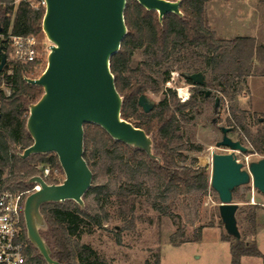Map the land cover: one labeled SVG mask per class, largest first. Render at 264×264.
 Masks as SVG:
<instances>
[{"label": "trees", "instance_id": "16d2710c", "mask_svg": "<svg viewBox=\"0 0 264 264\" xmlns=\"http://www.w3.org/2000/svg\"><path fill=\"white\" fill-rule=\"evenodd\" d=\"M209 1L181 0V15L172 12L160 20L156 10L146 9L137 0H127L124 12L127 33L120 49L111 57V71L123 98L122 117L130 121L133 119L131 122L135 126L143 128L151 136L155 157L113 138L99 124L86 122L84 158L93 172V179L83 196L85 205L67 199L41 206L46 228L40 233L53 259L62 264H108L90 245L81 243L78 237L84 231L92 232L94 227H103L109 222L110 207L114 208L117 218L134 226L139 208L152 209L161 218L163 215L172 216L170 204L180 201L190 213L191 202L207 194L211 171L207 166L198 165L195 157L189 161L188 155L189 152L200 151L202 147L192 142L176 144L179 117L193 109L199 98L194 95L181 102L177 92L168 87L165 97L149 112L139 105L138 98L148 89L156 90L160 84L168 82L170 69L175 63L189 71H204L207 85L223 98L231 100L244 90L247 76L264 75V44H257L248 35L234 38L218 36L208 24L206 5ZM45 10V7H32L24 0L18 5H14V0H0V48L3 44V52L10 65L8 70H0V188L29 189V179L41 174V169L35 166L38 164L50 165L58 175L64 174L56 153H34L22 158L21 154L13 151V146H21L24 151L34 142L27 129V119L30 105L39 100L44 89L30 84L26 78L36 77L41 68L46 69L47 60L43 51V58L35 62H13L10 60V47L2 34L10 29L15 35L34 34L42 50L46 40L42 28ZM137 48H144L146 59L142 64L145 68H165L160 82L143 73L134 78L124 76L132 52ZM5 88L10 92L7 93ZM245 130L253 139L250 131ZM253 143L258 151L264 152V134L259 140L253 139ZM101 173L106 180H98ZM64 179H50L49 182L61 183ZM238 189L233 191V197H236ZM254 208H260V205L255 204ZM256 215V211L249 215L251 240L242 233L238 239L226 230L221 232L220 238L230 243V264H241L243 256L264 258L256 238ZM220 224L223 225L222 219ZM207 226L215 224L210 222ZM204 227L198 226L191 239L177 243L172 236L171 242L180 245L200 241ZM180 235H185L183 229ZM28 241L26 264H48L37 247L30 239ZM156 261V264L161 263L160 255Z\"/></svg>", "mask_w": 264, "mask_h": 264}, {"label": "water", "instance_id": "95a60500", "mask_svg": "<svg viewBox=\"0 0 264 264\" xmlns=\"http://www.w3.org/2000/svg\"><path fill=\"white\" fill-rule=\"evenodd\" d=\"M137 1L148 10H156L160 20L168 13L182 14L181 0ZM126 4L127 0H46L42 28L51 50L43 73L37 78H26L30 84L42 86L44 93L30 105L27 129L34 142L21 156L55 152L65 173L61 183L32 176L29 182L38 183L40 188L27 195L24 205L28 238L48 264L62 263L51 257L40 233L38 224H46L42 204L72 199L83 206V196L92 185L93 172L84 158V124H99L113 138L155 157L151 136L122 117L123 98L111 71V57L127 33ZM3 47L2 44L0 70H8ZM184 75L201 85L205 83L202 72ZM211 93L206 90V95ZM218 101L217 98L216 107ZM138 103L145 112L155 106L146 94L140 95ZM221 130L224 135L217 146L229 147L232 152L213 154L210 185L220 200L224 229L240 239L236 216L239 204L233 201V191L253 183L264 194V158L251 162L246 169L234 152H246L248 148L228 135L230 127L222 126Z\"/></svg>", "mask_w": 264, "mask_h": 264}, {"label": "rangeland", "instance_id": "374dc122", "mask_svg": "<svg viewBox=\"0 0 264 264\" xmlns=\"http://www.w3.org/2000/svg\"><path fill=\"white\" fill-rule=\"evenodd\" d=\"M206 12L208 24L218 36L234 38L248 35L257 44H264V0H211L206 5ZM145 59L144 48L134 49L124 76L134 78L143 73L152 75L160 82L165 68L147 69L142 64ZM44 70L41 68L33 78L39 77ZM170 70L168 82L160 84L156 90L148 89L145 92L150 102L158 104L165 97L168 87L177 92L181 102L188 100L193 93L194 88L182 74L190 71L182 68L179 63H175ZM206 88L211 89V95L199 97L193 109L180 115L176 144L192 142L200 145V151L188 153L189 161L195 157L198 165L207 166L211 171L213 154L232 152L226 146H217L223 136L221 127H231L233 131L229 136L240 140L248 148L246 152H234L237 159L248 169L251 162L264 158V152L258 151L253 143V139L259 140L264 134V75L247 76L244 90L233 100L223 98L211 87ZM5 90L10 92L8 88ZM217 98L219 101L216 108ZM243 126L250 131L253 139L247 135ZM13 151L17 154L23 153L21 146H13ZM35 166L39 169L43 164ZM63 177L65 178V173L58 175L57 179L61 181ZM98 180L104 181L106 176L101 173ZM30 184L29 189L34 186V183ZM233 201L239 204L236 213L239 229L248 240L253 237L250 234L252 223L249 215L256 211L259 229L256 238L264 253V194L253 183H249L239 187ZM219 204L218 194L210 185L205 196L191 202L190 213L180 201L170 204L172 216L163 215L161 218L152 209L139 208L136 210L134 226L117 218L114 208L110 207L109 222L103 227H94L92 232L84 231L78 239L81 243L90 245L108 264H156L158 255L160 264H230L229 244L220 239V232H225V229L220 224ZM255 204H259L260 208H254ZM210 222L215 226H207ZM201 225L206 227L200 241H188L180 245L171 242L172 236L177 243L183 239H191L196 228ZM38 226L40 230L46 228V224L39 223ZM182 229L184 236L180 235ZM245 264H264V258L250 257Z\"/></svg>", "mask_w": 264, "mask_h": 264}, {"label": "built area", "instance_id": "2783aa9c", "mask_svg": "<svg viewBox=\"0 0 264 264\" xmlns=\"http://www.w3.org/2000/svg\"><path fill=\"white\" fill-rule=\"evenodd\" d=\"M23 0H14L18 5ZM32 7L46 8V0H24ZM10 47V60L28 64L43 58V51L48 54L51 42L46 37L44 46L39 49L38 38L34 34L12 33L11 29L2 34ZM41 175L48 183L50 179H57L58 173L50 165L40 167ZM40 188L34 183L31 189L16 191L11 188H0V264H26L29 238L26 228L24 205L26 197L32 191Z\"/></svg>", "mask_w": 264, "mask_h": 264}, {"label": "flooded vegetation", "instance_id": "af4514ba", "mask_svg": "<svg viewBox=\"0 0 264 264\" xmlns=\"http://www.w3.org/2000/svg\"><path fill=\"white\" fill-rule=\"evenodd\" d=\"M197 72H202L203 74H204V80H205V83H204V85H201V84H199V83H196L193 79H190V78H187L185 75H184V73L185 72H182V74H183V76H184V78H185V80L187 81V82H189L190 84H191V86L194 88L193 90V93L191 94V96H189V98H191L192 96H197L198 98L199 97H208V96H210V95H206V90H211V89H208V88H206V86H208L209 87V85H207V76H206V74H205V72L204 71H202V70H197V71H190V73L189 74H193V73H197ZM145 94V93H144ZM140 97V96H139ZM188 98V99H189ZM139 99V98H138ZM216 107V106H215ZM217 108V107H216ZM214 121H216L215 119H214ZM231 128V127H230ZM233 131V128H231V130H229V132H228V135H229V133L230 132H232ZM224 135V134H223ZM231 137V136H230ZM232 138V137H231ZM222 139H223V136H222ZM221 139V140H222ZM233 139V138H232ZM233 140H235V139H233ZM229 148V147H228ZM230 149V148H229Z\"/></svg>", "mask_w": 264, "mask_h": 264}, {"label": "crops", "instance_id": "0c3cea01", "mask_svg": "<svg viewBox=\"0 0 264 264\" xmlns=\"http://www.w3.org/2000/svg\"><path fill=\"white\" fill-rule=\"evenodd\" d=\"M258 232H259V229H258ZM257 232V234H258ZM221 233V232H220ZM221 239V238H220ZM258 241V240H257ZM225 243H228L229 244V247H230V243L228 241H224ZM258 245L260 246V244L258 243ZM260 248V247H259ZM261 250V249H260ZM262 251V250H261ZM263 252V251H262ZM264 254V253H263ZM250 257H255V256H243L242 259H241V264H245V261L250 258ZM230 262H231V253H230Z\"/></svg>", "mask_w": 264, "mask_h": 264}]
</instances>
